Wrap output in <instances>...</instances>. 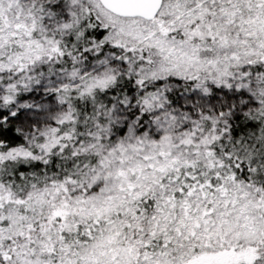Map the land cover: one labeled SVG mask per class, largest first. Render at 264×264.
<instances>
[{"label":"snow or ice","instance_id":"snow-or-ice-1","mask_svg":"<svg viewBox=\"0 0 264 264\" xmlns=\"http://www.w3.org/2000/svg\"><path fill=\"white\" fill-rule=\"evenodd\" d=\"M0 264H264V0H0Z\"/></svg>","mask_w":264,"mask_h":264}]
</instances>
